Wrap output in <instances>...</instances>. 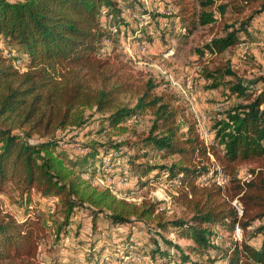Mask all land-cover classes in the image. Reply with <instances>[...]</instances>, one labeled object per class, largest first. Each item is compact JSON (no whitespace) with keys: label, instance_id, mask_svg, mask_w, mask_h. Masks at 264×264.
<instances>
[{"label":"trees","instance_id":"16d2710c","mask_svg":"<svg viewBox=\"0 0 264 264\" xmlns=\"http://www.w3.org/2000/svg\"><path fill=\"white\" fill-rule=\"evenodd\" d=\"M171 1L177 14L151 11L142 0H0V196L13 187L28 210L37 193L46 201L55 199L61 214V219L51 221L52 214L27 211L17 219L0 205V264H41L39 250L47 230L56 225L55 244L63 248L80 208L91 210L94 227L99 218L114 227L146 223L154 225L157 234L192 241L186 251L174 239H163L169 245L163 251L155 240V248L148 252L150 264H214L217 259L210 254L221 247L216 242L218 229L232 233L237 226L245 235L255 227L250 238L261 235L262 244L257 248L245 238L234 241L225 251L223 264H264V86L260 87L264 79L237 78L229 95L243 102L235 101L222 117L213 119L210 131L215 135L207 145L174 97L156 92L152 77L136 73L121 56L102 53L104 41L113 37L109 28L134 34L129 18L149 14L158 37L169 30L167 19L172 16L187 37L199 26H219L224 35L198 52L222 56L242 42V32L252 38L249 27L264 14V0H197L199 11L189 0ZM163 2L159 0L158 6ZM3 40L28 57L26 71L17 66V57L5 55ZM204 72L213 89L222 86V78L235 76L225 66ZM89 110L101 117L98 128L88 135L126 133L129 120L145 115L152 117L151 127L138 141L110 139L72 154L61 146L63 138L66 132L90 126ZM124 148L130 151L127 163L133 171L145 165L136 162L148 159L150 153L152 159L172 160L143 168L141 181L166 176L167 182L178 185L172 199L183 209V217L167 220L162 203L137 204L83 178L96 177L107 156L124 157ZM244 164L257 165L245 181L240 178ZM218 167L229 178L226 186L218 185L214 177L202 181L210 173L217 175ZM130 234L115 242L116 251L126 254L122 264H132L131 249L143 254L144 247ZM101 260L105 263L104 255L97 261Z\"/></svg>","mask_w":264,"mask_h":264},{"label":"rangeland","instance_id":"374dc122","mask_svg":"<svg viewBox=\"0 0 264 264\" xmlns=\"http://www.w3.org/2000/svg\"><path fill=\"white\" fill-rule=\"evenodd\" d=\"M142 1L145 7L151 9V11L163 14L178 13L177 7L171 0H164L163 3H159V6V0ZM189 1L195 10L196 8L197 11L200 10L197 0ZM223 1H218V3H223ZM131 13V11L128 12L129 15ZM250 13V11H247L246 16ZM217 15L220 17L219 14ZM230 15L231 12L228 16ZM129 19L133 23L136 32L134 34L132 31L126 33L125 30L118 32L115 27L109 28L108 30L113 37L104 41L103 56H121L124 61L131 64L136 73L146 79L152 77L158 85L156 92L173 96L176 104L185 109L187 117L196 123L200 135L207 145L212 144L215 135L214 132L211 133L210 131L214 125L213 119L217 115H219V118L222 117L221 114L235 101L243 102V99L240 98L231 99L229 95L231 85L236 82L237 78L248 81L264 79V14L255 20L254 27H249L252 38L248 37L246 32H242V42L222 56H213L209 53L203 56L198 52L214 37L224 35V31H221L219 26H215V28H212L213 26H199L191 36L187 37L179 24L175 26L176 19L172 16L167 19L169 30L164 32V37H158L155 34V27L151 24L153 19L149 14H135ZM162 23L161 26H164L163 21ZM239 26L240 23H238L237 28ZM258 33L263 35L261 39L258 38ZM149 37H152V39ZM144 41L146 44H144ZM1 47L8 58L17 57L19 59L16 64L21 71L28 69L29 59L18 51L17 46H10L3 40ZM221 66L230 68L235 76L222 78V86L213 89L210 87L212 80H206L204 71L207 68L213 70ZM263 86L264 81L260 82V87ZM86 117H88L90 126L81 131L66 132L67 135L64 138L62 137L64 141H62L61 146L72 154L83 153L86 146L93 143L101 145L110 139L115 142L125 138L138 141L148 133L152 122V117L145 115L129 120L125 124L128 128L126 133L119 134L117 131H109V134L104 132L100 135H88V131L98 128V119L101 115L89 110ZM123 151L126 154L124 157H118L117 153L107 156L104 159V164L97 171L96 177L90 178L89 175H83V178L89 180L94 186L101 189L109 188L118 197L137 204L144 201L160 202L162 203L160 209L165 211L167 220L183 217V209L174 204L172 199L173 195H176L178 185L167 182L166 176L162 179L151 178L149 181L143 178L145 182L141 181L143 168L166 165L172 160L152 159L150 153L148 159L136 162V165H145L133 171L132 165L127 163V156L130 151L126 148ZM256 166L255 164L241 165L240 178L243 181L249 179L251 177L250 171ZM216 169L218 172L220 171L219 167ZM211 177H214V181L218 185L226 186L229 182V178L221 172L217 175L210 173L202 181L204 182ZM234 203L240 207L238 201H234L233 206H235ZM0 205L5 212L15 215L17 219L24 218L27 211L36 214L40 212L52 214L54 217L51 221L61 219L55 199L46 201L37 193H33L32 203L27 210V207L22 206V199L19 198V194L13 187L0 196ZM76 213L73 226L63 248H58L55 244L56 225L54 224L52 229L47 230V236L42 241L39 250L38 260L41 264H51L52 261H59V264H122L121 260L126 258V254L125 251L120 253L116 251L115 242L119 243L121 240H126L129 233H131L130 236L137 245L144 247L142 249L143 254H139L135 251V248L131 249L132 252L134 251L131 258L132 264H150L152 257L148 252L155 248V240L160 242L163 251H166L169 247L163 239H174L186 251L192 245V241L180 240L174 234H157L155 226L151 224L138 223L136 225L129 224L114 227L104 219L99 218L94 227L93 215L90 209L80 208ZM254 228H250L245 235L241 228L240 234H237L236 231L229 233L226 229L220 227L216 242L220 243L221 247L218 250H212L210 254L212 258L217 259L214 264H223L225 251L231 247L234 241L242 242L245 238L254 247L259 248L263 237L260 235L250 238ZM93 254L98 256L95 257ZM88 255H92L93 260H89ZM100 255H104L105 263H103V260L97 261Z\"/></svg>","mask_w":264,"mask_h":264},{"label":"built area","instance_id":"2783aa9c","mask_svg":"<svg viewBox=\"0 0 264 264\" xmlns=\"http://www.w3.org/2000/svg\"><path fill=\"white\" fill-rule=\"evenodd\" d=\"M234 205L237 208L239 214L242 215L243 214L242 209L238 205H236V203H234ZM235 231H236L237 234H240L241 230H240L239 226L236 227V230Z\"/></svg>","mask_w":264,"mask_h":264}]
</instances>
